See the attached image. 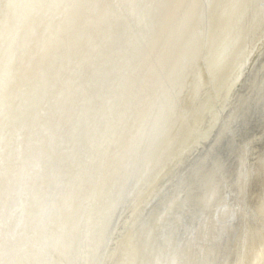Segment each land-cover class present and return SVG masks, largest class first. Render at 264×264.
<instances>
[{"label": "bare ground", "instance_id": "1", "mask_svg": "<svg viewBox=\"0 0 264 264\" xmlns=\"http://www.w3.org/2000/svg\"><path fill=\"white\" fill-rule=\"evenodd\" d=\"M0 264H264V0H0Z\"/></svg>", "mask_w": 264, "mask_h": 264}]
</instances>
